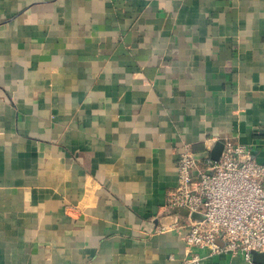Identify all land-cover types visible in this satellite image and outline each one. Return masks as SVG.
Returning a JSON list of instances; mask_svg holds the SVG:
<instances>
[{
	"label": "crops",
	"instance_id": "1",
	"mask_svg": "<svg viewBox=\"0 0 264 264\" xmlns=\"http://www.w3.org/2000/svg\"><path fill=\"white\" fill-rule=\"evenodd\" d=\"M225 139L264 163V0H0V264H264L167 201Z\"/></svg>",
	"mask_w": 264,
	"mask_h": 264
},
{
	"label": "built area",
	"instance_id": "2",
	"mask_svg": "<svg viewBox=\"0 0 264 264\" xmlns=\"http://www.w3.org/2000/svg\"><path fill=\"white\" fill-rule=\"evenodd\" d=\"M222 144L217 160L182 146L167 201L187 210L183 227L189 249L240 255L251 262L252 251L264 253V163L231 139ZM203 257L193 251L180 264H200Z\"/></svg>",
	"mask_w": 264,
	"mask_h": 264
},
{
	"label": "water",
	"instance_id": "3",
	"mask_svg": "<svg viewBox=\"0 0 264 264\" xmlns=\"http://www.w3.org/2000/svg\"><path fill=\"white\" fill-rule=\"evenodd\" d=\"M223 148V144L220 141H217L211 148L210 150V157L214 160H217L221 151ZM194 218H201L199 215L197 214H193L192 215ZM252 261L253 262H264V253H260V252H256V251H252Z\"/></svg>",
	"mask_w": 264,
	"mask_h": 264
}]
</instances>
